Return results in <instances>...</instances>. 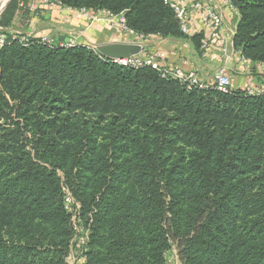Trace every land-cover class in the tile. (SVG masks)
<instances>
[{
	"label": "trees",
	"instance_id": "1",
	"mask_svg": "<svg viewBox=\"0 0 264 264\" xmlns=\"http://www.w3.org/2000/svg\"><path fill=\"white\" fill-rule=\"evenodd\" d=\"M121 14L135 34L184 38L172 0H57ZM233 49L264 61V0H230ZM10 0L0 23L27 15ZM0 264H264V92L192 87L82 44L0 31ZM147 49V48H146ZM148 50V49H147Z\"/></svg>",
	"mask_w": 264,
	"mask_h": 264
},
{
	"label": "crops",
	"instance_id": "2",
	"mask_svg": "<svg viewBox=\"0 0 264 264\" xmlns=\"http://www.w3.org/2000/svg\"><path fill=\"white\" fill-rule=\"evenodd\" d=\"M10 0H0V18ZM30 3L33 2L29 0ZM187 7L189 15L188 36L202 34L208 37L207 28L200 22L191 5V0H174ZM217 9L223 19V41L211 40L208 54L217 58L209 61L200 49L184 38L161 37L153 35L145 44L149 51L159 50L163 53L160 62L164 66H177L187 71H194L199 79L209 82L214 70L225 65L230 78L231 89H245L247 86L264 87V72L257 63L244 61L233 49V36L239 19L237 10L230 6L229 0H208ZM36 6H28L26 16L22 12L14 13L10 23L1 24L0 31H9L33 37L51 36L56 40L69 37L78 43L96 46L110 42H129L132 38L124 31H118L105 20L88 23L77 11L58 7L35 0ZM225 50H222V49ZM225 52V54L223 53Z\"/></svg>",
	"mask_w": 264,
	"mask_h": 264
},
{
	"label": "built area",
	"instance_id": "3",
	"mask_svg": "<svg viewBox=\"0 0 264 264\" xmlns=\"http://www.w3.org/2000/svg\"><path fill=\"white\" fill-rule=\"evenodd\" d=\"M29 4L30 9L34 8L36 6L35 0H32ZM42 3L48 4V5H54L58 7H66L71 10L72 9L67 6H63L59 1L57 0H39ZM229 4L231 7L235 8L230 0ZM191 5L194 11L197 13V16L204 24V26L207 28L209 32L208 37H201L200 39V51L201 54L207 58L209 61H213L217 58L215 54H208L207 50L209 48V45L211 43V40L216 41H223L224 35H223V19L220 12L213 8L208 0H191ZM170 6L172 7L175 16L177 18L180 31L183 34L189 33V15L187 7L184 5L179 4L177 1H170ZM84 18L85 20L90 24L95 21H101L105 20L110 26L114 27L118 31H124L127 32L132 36L131 40L129 42L137 43L141 46V51L137 55L130 56L128 58L123 59H114L112 60L115 63L124 65V66H132V67H139V66H151L158 70L162 76H169L172 78L177 79L179 82L186 84L188 89H191L192 87L196 88H206L208 85H213L218 91L221 92H228L231 89V83L230 78L228 75L227 67L225 65H221L217 67L213 74L212 78L209 82H204L201 79L198 78L196 73L194 71H187L180 67L174 66H164L160 60L163 57V53L159 50L149 51L146 49L145 44L146 41L152 37L151 35H141V34H135L132 30H130L125 24H124V18L121 14H113L110 11L106 9H93V8H81L77 10ZM18 34V33H17ZM29 35H21L19 36V40L22 43H26L28 41ZM41 40L47 44H54L57 43L59 46L62 47H70L76 44H81L76 41L75 38L69 37L62 40H56L51 36H42L40 37ZM4 42V35L0 34V45ZM86 45L88 47H91L92 49H95V46H90L88 44H82ZM222 50H225L224 48ZM225 54V52L223 51ZM242 58V57H241ZM244 61H250L249 59L242 58ZM261 69V71L264 72V61L257 63ZM249 94H255V93H261L264 92V87H252L247 86L244 89ZM64 207L66 211L70 214L71 222L73 225V229L75 230V234L73 237V242L76 244L77 250L71 249L67 257L65 258L66 264H82L85 256V246L88 236V228L80 224V217H79V203L75 200L71 192L64 187ZM166 264H181L176 250L172 248L169 252L166 253Z\"/></svg>",
	"mask_w": 264,
	"mask_h": 264
},
{
	"label": "water",
	"instance_id": "4",
	"mask_svg": "<svg viewBox=\"0 0 264 264\" xmlns=\"http://www.w3.org/2000/svg\"><path fill=\"white\" fill-rule=\"evenodd\" d=\"M95 50L102 57L108 60H114L139 54L141 46L133 42H110L96 45Z\"/></svg>",
	"mask_w": 264,
	"mask_h": 264
}]
</instances>
